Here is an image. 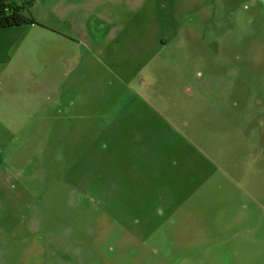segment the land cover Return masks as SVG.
Listing matches in <instances>:
<instances>
[{"label": "rangeland", "instance_id": "374dc122", "mask_svg": "<svg viewBox=\"0 0 264 264\" xmlns=\"http://www.w3.org/2000/svg\"><path fill=\"white\" fill-rule=\"evenodd\" d=\"M14 1L0 264H264V0Z\"/></svg>", "mask_w": 264, "mask_h": 264}, {"label": "trees", "instance_id": "16d2710c", "mask_svg": "<svg viewBox=\"0 0 264 264\" xmlns=\"http://www.w3.org/2000/svg\"><path fill=\"white\" fill-rule=\"evenodd\" d=\"M30 23H37V21L33 16L24 14L23 6L17 5L11 0H0V28Z\"/></svg>", "mask_w": 264, "mask_h": 264}, {"label": "crops", "instance_id": "0c3cea01", "mask_svg": "<svg viewBox=\"0 0 264 264\" xmlns=\"http://www.w3.org/2000/svg\"><path fill=\"white\" fill-rule=\"evenodd\" d=\"M13 3H15V1L14 0H11ZM16 4V3H15ZM18 5V4H17Z\"/></svg>", "mask_w": 264, "mask_h": 264}, {"label": "built area", "instance_id": "2783aa9c", "mask_svg": "<svg viewBox=\"0 0 264 264\" xmlns=\"http://www.w3.org/2000/svg\"><path fill=\"white\" fill-rule=\"evenodd\" d=\"M6 1H10V0H6Z\"/></svg>", "mask_w": 264, "mask_h": 264}]
</instances>
